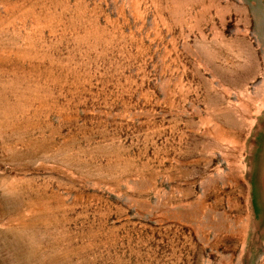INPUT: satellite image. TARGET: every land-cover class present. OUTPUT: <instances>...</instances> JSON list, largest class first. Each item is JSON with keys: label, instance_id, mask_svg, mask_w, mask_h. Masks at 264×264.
Wrapping results in <instances>:
<instances>
[{"label": "rangeland", "instance_id": "1", "mask_svg": "<svg viewBox=\"0 0 264 264\" xmlns=\"http://www.w3.org/2000/svg\"><path fill=\"white\" fill-rule=\"evenodd\" d=\"M0 264H264V0H0Z\"/></svg>", "mask_w": 264, "mask_h": 264}]
</instances>
